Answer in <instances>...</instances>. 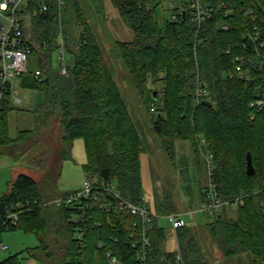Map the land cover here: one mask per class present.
I'll use <instances>...</instances> for the list:
<instances>
[{"label": "trees", "instance_id": "obj_1", "mask_svg": "<svg viewBox=\"0 0 264 264\" xmlns=\"http://www.w3.org/2000/svg\"><path fill=\"white\" fill-rule=\"evenodd\" d=\"M111 1L134 32L133 40L119 41L117 46L153 116L162 148L175 162L176 141L189 140L200 160L205 173L199 190L202 201L208 190L202 151L214 154L220 198L229 202L210 223L221 251L226 256L249 252L252 264H264V108L250 106L257 82L240 77L235 61L236 55L245 50L246 27L258 25L264 33V0H226L227 5L254 10L246 14L239 8L233 16L226 15L220 0H212L214 14L201 26L193 19L189 0H181L182 11L172 8L171 17L158 12L164 0ZM175 13L177 18L173 17ZM226 22L230 24L228 30L222 28ZM61 31L75 60L68 76L60 75L53 65ZM25 32L33 53L40 57L44 76L38 79L29 71L20 77L24 86L45 92L43 106L34 112L60 118L64 128L61 167L62 162L72 159L74 140L81 138L87 153L83 165L86 178L97 186L114 183L124 198L140 202L145 196L141 155L146 145L85 17L81 0H65L61 16L52 4L47 13L30 18ZM3 105L0 155H15L16 143L35 129L20 131L18 138H12L9 113L15 106L9 98ZM249 152L254 174L247 172ZM60 172L55 176L54 171L46 172L42 184L25 172L8 182L7 191L0 195V233L22 229L43 235L44 243L29 252L42 257L46 264H105L108 250L123 264L177 263L178 250L190 264L202 261L203 257L193 252L195 239L188 237L186 226L176 230L181 239L188 238L186 244L181 243L177 251L162 252L165 229L157 219L149 232L152 246L148 259L142 261L139 245L131 241V234L140 230L136 215L121 209L105 192L71 205L44 206L45 200L60 196L56 193ZM107 201L109 206L105 205ZM21 204L17 221L5 218L8 208ZM159 206L160 214L174 212L168 197ZM231 206L237 209L236 217L228 215ZM215 224L221 225V231ZM81 227L85 232L82 245L78 238ZM54 246L62 251L59 261L55 260ZM41 248L48 251L40 255ZM15 262L16 255L0 264Z\"/></svg>", "mask_w": 264, "mask_h": 264}, {"label": "rangeland", "instance_id": "obj_2", "mask_svg": "<svg viewBox=\"0 0 264 264\" xmlns=\"http://www.w3.org/2000/svg\"><path fill=\"white\" fill-rule=\"evenodd\" d=\"M174 1L177 5L181 4V0ZM81 5L86 19L91 24L96 35L113 78L125 99L140 135L144 139L146 150L141 155L144 195L146 198L147 196L150 197L153 184L157 186L161 181L167 186L168 181H170L169 179H171L170 173H172L173 165L161 146L159 136L154 129L153 116L148 111L143 98L136 89L117 46V42L119 41L133 40L134 32L121 17L111 0H81ZM158 12L161 15L171 17V0H164L159 6ZM66 57L68 60L71 58L69 53L66 54ZM53 65L56 68L59 65L56 51L53 54ZM39 67L40 57L38 54L32 53L29 57L30 72L32 74L35 73ZM69 73L60 75L68 76ZM14 90L16 92L15 95L21 101L18 103L11 100L15 108L9 113L10 136L18 138L20 131L32 129H35V131L29 134V136L21 138L16 143L17 150L15 151V155L0 157V195L7 191L8 181L12 179L10 174L11 169L6 164L10 160V162H17V166L25 171L32 169L37 171L39 174L38 179L41 181L40 184L43 183L46 172L54 171L55 176L61 170L56 188V193L60 195L81 189L87 180L83 169L84 163L87 162L84 140L81 138L74 140L72 159L62 162L61 167L60 154L64 128L60 123V118L57 114L47 117L43 111L34 112V110L43 106L46 98L45 92L39 87L29 88L24 86L21 77L15 78ZM228 215L229 217H236V207H229ZM188 218L191 231L195 237L193 247L196 250H193V252L195 251L199 256L203 257L202 261L198 264H252V256L249 252L226 256L221 251L210 225L214 220L213 215L196 211L194 217ZM74 219L77 220L78 216H75ZM158 222L167 232L168 239L164 246L165 249L175 250L176 243L172 224L164 215L158 217ZM215 226L218 232L221 231V225L215 224ZM43 239V235L22 229L3 231L0 233V244L7 245V248L0 249V262L16 255L15 263L17 264H46L42 257L33 256L29 252V250L41 246L44 243ZM60 243L63 246V242L61 241ZM55 248L56 246H54V252L56 253L54 257L57 256L55 260L59 261L62 251ZM39 250L41 255L43 252L48 251V248H41Z\"/></svg>", "mask_w": 264, "mask_h": 264}, {"label": "built area", "instance_id": "obj_3", "mask_svg": "<svg viewBox=\"0 0 264 264\" xmlns=\"http://www.w3.org/2000/svg\"><path fill=\"white\" fill-rule=\"evenodd\" d=\"M219 2H221V6L226 8L227 16H233L238 12L239 8H242V11H247L246 14H253L254 12L252 8L244 9L234 4L227 5L226 0H220ZM52 4L58 8L61 16L63 7L65 6V0H0V113L3 110V104L7 98L20 103L21 100L15 95L14 80L16 77H20L30 71L29 57L33 53V49L27 39L25 28L28 26L32 16L47 13L51 9ZM171 6L172 8H178L179 11L184 9L182 4L177 5L174 0H171ZM189 7L197 26H201L203 22L211 18L215 11V5L212 0H189ZM173 17L177 18V13ZM253 20L255 21L254 16ZM222 28L228 30L230 24L226 22L222 25ZM243 38L245 39V50L236 55V72L240 77L257 82L255 97L251 101L250 106L255 110H262L264 108V33L258 25H253L245 28ZM56 52L59 64L58 71L60 74L66 75L69 73L70 64L66 57L68 50L62 31L58 38ZM34 75L38 79H42L44 72L41 68H38ZM202 142H206L204 138ZM202 155L208 175V190L206 199L202 201L201 210L210 215H215L229 202H225L220 198L218 185L214 178L216 171L214 154L209 151H202ZM101 192H105L114 197L121 209L136 215L137 224L140 229L139 236L138 234L132 233L131 241L133 245H139L140 259L146 262L152 246L149 232L153 227L154 221L156 219L158 220V217L163 214L154 212L145 196L142 197L140 202H134L124 198L114 183L104 182L100 186H97L92 180L87 179L81 189L45 200L43 205L57 207L71 205L78 201L93 197L97 198ZM105 205L109 206V202H105ZM21 207H23L22 204L18 207L13 205L8 208L4 214L5 218L17 221L21 213ZM164 216L168 218L174 230H178L187 225L186 219L177 212L164 214ZM84 234V229L81 227L78 233L81 245L84 241ZM6 248L7 245L0 244V249ZM175 258L178 264H190L186 262L180 250L176 252ZM105 264H123V262L116 254L108 250L106 252Z\"/></svg>", "mask_w": 264, "mask_h": 264}, {"label": "crops", "instance_id": "obj_4", "mask_svg": "<svg viewBox=\"0 0 264 264\" xmlns=\"http://www.w3.org/2000/svg\"><path fill=\"white\" fill-rule=\"evenodd\" d=\"M175 148L176 159L175 162H171L173 167L172 173H170V181H168L167 186H165L161 181L157 184V186H155L156 184H153L152 194L150 197L147 196L146 200L151 209L154 212L160 214L162 209L161 206H159V202H162L165 197H168V201L172 206L173 211L181 214L186 219L187 225L185 227V230L186 233L189 234L188 237H193L195 239L189 225L190 222L188 217H194L196 211L203 212L201 210L202 200L200 197L199 190L201 185V178L204 177L205 173L203 168L201 167L200 160L197 159L194 154L192 144L189 140H177L175 143ZM1 156L4 157L9 155H0V157ZM10 161H7L6 164H8L11 169V180H13L19 173L25 172L32 175L39 183L41 182L38 179V172L32 169V167V170L25 171L24 169L17 166V162ZM173 231L176 248L175 250L167 248L165 249L164 246L168 239L167 232L165 229V237L161 240L160 243V249L164 253L169 251H177L178 249H180L181 243L186 244V240L188 238L182 237L181 239L179 233L176 230Z\"/></svg>", "mask_w": 264, "mask_h": 264}, {"label": "water", "instance_id": "obj_5", "mask_svg": "<svg viewBox=\"0 0 264 264\" xmlns=\"http://www.w3.org/2000/svg\"><path fill=\"white\" fill-rule=\"evenodd\" d=\"M74 62H75L74 57H71L70 60H69L70 66H73ZM206 102H208L209 104H212V102L209 101V100H207ZM247 172L249 174H254L255 173V167H254V164H253V159H252L251 152L248 153V168H247Z\"/></svg>", "mask_w": 264, "mask_h": 264}]
</instances>
